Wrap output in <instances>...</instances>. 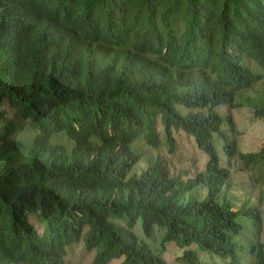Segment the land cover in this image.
Instances as JSON below:
<instances>
[{
	"label": "trees",
	"instance_id": "trees-1",
	"mask_svg": "<svg viewBox=\"0 0 264 264\" xmlns=\"http://www.w3.org/2000/svg\"><path fill=\"white\" fill-rule=\"evenodd\" d=\"M247 58L264 70V0H0V114L36 133L28 163L0 167V264H66L79 241L93 264H168L135 235L137 220L147 238L163 229L162 242L240 264L238 216L255 229L252 264H264L260 208L225 195L213 140L235 155L221 128L233 130L234 118L217 108L236 106L260 78ZM252 114L264 118V105ZM4 126L3 148L20 149L8 140L17 124ZM175 133L206 156L192 177L134 146L171 153ZM237 155L264 185V144ZM34 209L47 236L29 223ZM182 260L219 264L191 249Z\"/></svg>",
	"mask_w": 264,
	"mask_h": 264
},
{
	"label": "rangeland",
	"instance_id": "rangeland-1",
	"mask_svg": "<svg viewBox=\"0 0 264 264\" xmlns=\"http://www.w3.org/2000/svg\"><path fill=\"white\" fill-rule=\"evenodd\" d=\"M247 65L260 74V78L253 83V87H248L238 91L235 94L236 106L227 107L220 106L217 108L218 112H229L232 114L235 127L233 130H228L226 124L221 123V128L227 135V139L230 143H234L236 147V153L232 157H227L223 152V140L219 139L216 134H213L214 148L218 157V165L228 170L227 178V190L225 195L236 202L237 205L245 202L247 205L258 204L261 213V228L257 235V240L264 246V185L257 182L259 178L257 167L253 168L251 165H247L244 160H241L237 155L245 150L248 152L256 151L264 144V118L257 119L253 117L252 110L255 105H264V70L253 60L247 58ZM239 93V94H238ZM241 103V105L239 104ZM3 112V111H1ZM13 120L14 124H17V129L11 131L9 141L12 143H18L22 147L20 149H13L11 147L3 148L2 136L5 133V123ZM20 126V127H19ZM241 131V135L238 134ZM35 131L29 127V124L24 121L19 122L17 118L10 117V112H3L0 114V167L13 166L20 163H28L29 146L33 143ZM65 133L61 134L63 142L70 144V140L65 137ZM58 137L57 142L62 140ZM52 141V140H51ZM174 150L171 153L163 152L166 149L164 144L161 147H157L155 150L151 149L142 142H137L134 146L138 151H143L145 157H159L165 160L168 169L171 173L178 172L184 173L182 168L188 172L181 174L180 177L185 179L194 176L197 171L203 169L206 156L204 153H200L184 134H174ZM186 159V160H185ZM184 160V161H183ZM2 165V166H1ZM264 175V172L261 173ZM189 196V192L185 193ZM191 195L196 199H204L205 195L192 191ZM262 199H261V198ZM259 199V201H258ZM237 206H232L234 210ZM27 218L29 223L33 226V229L38 236H47L49 227L47 222L39 209L30 210L27 212ZM237 222L241 225V231L238 235L232 237V241L236 245V253L239 256L240 264H252V256L247 251L248 246L254 239L255 229L250 220L244 216H238ZM116 223H121L120 219H115ZM3 225L0 222V227ZM133 232L140 241L148 243L151 249L158 253L160 257L168 264H184L182 260L183 251L186 249L194 250L200 261L204 262H217L219 264H226L222 258L217 255L209 253L206 250L201 249L197 245H179L174 241H161V235L163 229L154 230L153 235L147 238L140 226V220H137L133 227ZM93 251H86L81 241L71 244L67 247V255L65 256L66 264H93ZM121 259H112L107 264H119Z\"/></svg>",
	"mask_w": 264,
	"mask_h": 264
},
{
	"label": "clouds",
	"instance_id": "clouds-1",
	"mask_svg": "<svg viewBox=\"0 0 264 264\" xmlns=\"http://www.w3.org/2000/svg\"><path fill=\"white\" fill-rule=\"evenodd\" d=\"M35 136H36V134H34V139H35ZM34 141V140H33Z\"/></svg>",
	"mask_w": 264,
	"mask_h": 264
}]
</instances>
